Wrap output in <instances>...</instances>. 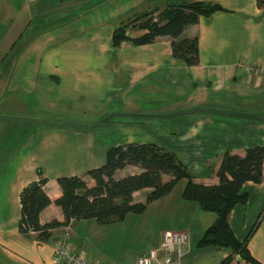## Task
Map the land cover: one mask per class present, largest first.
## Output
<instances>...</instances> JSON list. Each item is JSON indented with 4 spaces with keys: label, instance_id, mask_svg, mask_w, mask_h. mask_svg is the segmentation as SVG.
Returning a JSON list of instances; mask_svg holds the SVG:
<instances>
[{
    "label": "crops",
    "instance_id": "1",
    "mask_svg": "<svg viewBox=\"0 0 264 264\" xmlns=\"http://www.w3.org/2000/svg\"><path fill=\"white\" fill-rule=\"evenodd\" d=\"M21 2L19 5L14 0H0V40H14L5 57L0 55V264H54L56 243L66 232L71 248L86 254L93 264H135L140 256L159 246L167 231L188 233L192 245L184 255H174L173 264H223L232 255L229 250L196 248L217 215L184 200V189L174 190L150 204L144 214L129 215L123 221L109 225L72 222L68 228L53 232V239L59 238L57 242H41L37 234L27 237L20 233V193L38 180L37 172L41 170L48 180L45 192L55 201L61 195L59 178L78 176L92 183L86 173L104 165L109 148L150 144L126 140L106 147L98 138L97 123L91 122L97 119V101L104 97L114 101L122 93L123 105L129 104L127 85L138 89L130 101L135 108L122 109V121L116 126L128 131L133 127L130 125H146L170 141L186 127L189 152L201 148L204 158L196 161L177 149L167 148L178 151L182 162L192 170L202 168L203 172H197L200 179L196 182L200 184L219 183L217 171L225 153L244 154L248 148L264 147V77L256 73L264 69V10L258 7V0ZM187 2L214 3L226 9L201 17L183 34L185 38L199 39L198 66L189 67L175 59L169 37H160L151 45L125 42L119 49L113 48V34L120 26L142 14ZM145 33L129 28L127 35L138 38ZM24 38L31 43L15 54ZM56 39L59 42L51 43ZM35 45L39 57L32 62L28 54ZM115 52L123 58L116 54L117 61L111 63ZM119 68H132L133 74L117 93L111 87L119 77H113L108 70L113 74ZM55 86L59 89L54 96ZM71 91L75 92L72 97ZM111 92L116 94L108 95ZM159 97L163 101L157 102ZM149 101L163 105L140 107ZM131 115L143 116L147 122L138 119L137 124L127 123ZM140 172L129 166L117 172L115 178ZM151 191L137 192L135 202L145 203ZM242 192L248 194L249 201L234 208L230 225L240 242H248L251 255L264 264V217L251 234L259 214L264 212V184L249 182ZM149 216L154 219L152 242L139 255H133L128 250L130 232L144 239L145 219ZM53 221H64L62 209L54 204L41 214L43 225ZM229 264L248 263L236 255Z\"/></svg>",
    "mask_w": 264,
    "mask_h": 264
},
{
    "label": "trees",
    "instance_id": "2",
    "mask_svg": "<svg viewBox=\"0 0 264 264\" xmlns=\"http://www.w3.org/2000/svg\"><path fill=\"white\" fill-rule=\"evenodd\" d=\"M257 3L264 10V0ZM157 11L135 18L136 28L146 31L138 38L127 35L132 24L117 28L113 34V46L119 48L125 42L135 46L151 45L160 37H169L172 39L173 57L189 67H195L200 64L199 39L183 37L185 30L197 25L201 17L208 18L226 9L214 3L187 2ZM129 166L137 167L141 172L115 178L117 172ZM164 176L170 177V181L166 182ZM86 177L92 183L78 176L59 178L61 195L53 201L45 192L48 180L39 171L38 181L30 183L20 193V233L27 237L37 234L41 242H51L55 230L68 228L72 222L96 221L100 225H109L123 221L129 215L144 214L150 204L170 195L181 181L186 180L183 199L197 203L204 212L217 215L216 221L196 243V248L229 250L232 255L223 264H229L236 255L248 264H262L251 255L248 242L239 241L229 221L234 208L249 201L248 194L242 192L243 187L249 182L264 184L262 146L248 148L244 154L225 153L217 171V185L196 183L179 154L155 144L111 147L106 152L104 165L89 170ZM145 189L152 190L146 202L136 203L134 195ZM52 204L62 209L64 221L43 225L41 214ZM263 217L264 212L251 234L259 227Z\"/></svg>",
    "mask_w": 264,
    "mask_h": 264
},
{
    "label": "rangeland",
    "instance_id": "3",
    "mask_svg": "<svg viewBox=\"0 0 264 264\" xmlns=\"http://www.w3.org/2000/svg\"><path fill=\"white\" fill-rule=\"evenodd\" d=\"M14 1L17 2L19 5L22 3L21 0H14ZM16 8H17V6H16ZM134 21H135V19L130 21L129 23L126 22L127 24H132L131 27H129L130 29L132 27H134V29L136 28V23L134 24ZM12 41H14V40H11V39H2V40H0V52H1L0 55L2 57H5V54L8 52V50H10L9 48L11 47V42ZM46 41L47 40H43L42 42H46ZM29 42H30V40H28V42H27L26 38H24L23 40L19 41V44H18L19 46H17V48H15V50H14L15 54L17 53V51L20 54L23 51L22 50L23 49L22 46H26V43L28 44ZM39 42L40 41H37V44H39ZM42 42H40V43H42ZM53 42L57 43V42H59V40L58 39L51 40V43H53ZM36 46L37 45H35V47H31L30 50H29V54L28 55H30L29 57H31L32 62H37L38 61V57H39L38 52H39V50L36 48ZM113 48L115 50H117L120 47L119 48H115L113 46ZM114 54H113L114 55L113 56V61H112V59H110L111 63L112 62H116L117 61L116 58L118 56H119V58H123V55L117 54L116 52ZM31 55H33V56H31ZM111 71H113V70L109 69L108 73L111 74L113 77L114 76L119 77L118 79L114 80L115 87H111V88H114L115 90H113V91H117V93H119L120 90L124 89L126 87V85L128 84L127 82L129 81V78L133 74V69L132 68H127V70H121L119 68L117 71L114 70L113 74L110 73ZM258 76H260V75H258ZM33 78L35 79V76ZM132 87H133V85H132ZM25 89L29 90L31 88L29 87V88H25ZM58 89L59 88H56V86H55V89L53 90L54 96L58 94ZM64 90H65V88L63 89V91ZM125 91L128 92L125 96H129L132 99L134 97V95L137 93L138 89H137V87L130 88L129 85H127V87L125 88ZM110 94H116V93H114V92L108 93V95H110ZM74 95H75V92L71 91L70 96L72 97ZM122 95H124V94H122V93L117 94L116 99H114V101H113V99L109 100L106 97H104L103 101H97V103H98L97 119L91 120V122H96L97 123L98 138L100 139V141L104 145H106V147H111L116 142L125 143L126 140H129L130 142H133V143L155 144V145H157L159 147H162V148H165L167 150H169V149H171V150L172 149H177L179 152H181V153H183L185 155H190V157H192L196 161L198 159H199V161H201L204 158V155H203L204 151L201 150V148H198L197 150L189 152L190 151V150H188V149H190L189 146H188L189 143H188V141H186V134H185L186 127L185 128H181L180 135L178 137L174 138V140L172 139L171 141L170 140H166V138H164V136H162L161 134H155L154 131L152 130V128H150V127H148L146 125H139V126L138 125H130V126H133V127H129L128 131L118 128L116 126L117 122L118 121H122L119 118H121L122 115L124 114L122 112V109L129 108V110H130V109L135 108L134 104L132 105V103L130 102L131 99L129 100V104L128 105H125L126 103L123 105L122 101H124V97ZM132 95H133V97H132ZM146 97H145L146 99L150 98L148 96H146ZM163 99H164L163 97H159V98H157V102H161V101H163ZM135 104H136V101H135ZM162 105L163 104L150 103V101H149L148 104L140 105V107H142V109H150V108H155V107H158V106L160 107ZM132 114H135V113H132ZM137 117H139V118H137ZM138 119L142 120L143 123L147 122V120L144 119L143 116H136L135 117V115H131L130 119H128V121H126V122L130 123V124H137L138 121H139ZM10 121L14 122L16 120L10 119ZM136 126H138V127H136ZM178 151L173 150L172 152H175V153L178 154ZM184 165L187 167L191 177L193 178V180L195 182H196V180L200 179L199 176H198V175H200V173L198 174L197 172H203L202 168L197 167L196 169L193 168V170H192V168L187 166L185 163H184ZM39 171H41V170H38V172H37L38 179H39ZM43 176H44V174H43ZM170 179H171L170 177H165L164 176V180L166 182L170 181ZM196 183L200 184L202 182H196ZM186 184H187L186 180L181 181L178 184V186H177V188L175 190L182 191L185 188ZM262 214L263 213L259 214V218L262 216ZM259 218H257V219H259ZM145 220L147 221V231H146V233H144L145 234L144 239L142 237H138L141 234L137 235V234H134L133 231L130 232L131 238H130V244H128V250L130 249L131 250L130 251L131 254L134 253L133 255L138 253V254H136V256L139 255V253H140V251L142 249L144 250V248L148 247L149 244L152 242L151 241V234H152L151 226L154 225V219L149 216ZM130 224H133V225L136 226V224H134L132 221H131ZM159 224H163L162 221L159 220ZM148 226H149V228H148ZM156 228H157V224L155 225V229ZM149 234H150V236L147 237V235H149ZM66 235H67V239L69 240V233L66 232ZM191 247H192V245H190V249H191Z\"/></svg>",
    "mask_w": 264,
    "mask_h": 264
},
{
    "label": "built area",
    "instance_id": "4",
    "mask_svg": "<svg viewBox=\"0 0 264 264\" xmlns=\"http://www.w3.org/2000/svg\"><path fill=\"white\" fill-rule=\"evenodd\" d=\"M256 73L264 76V69L257 70ZM190 245L188 233L182 231L164 232L159 246L140 256L135 264H173V256L184 255V250H189ZM53 261L54 264H93L86 254L76 253L71 248L66 234L56 243Z\"/></svg>",
    "mask_w": 264,
    "mask_h": 264
},
{
    "label": "water",
    "instance_id": "5",
    "mask_svg": "<svg viewBox=\"0 0 264 264\" xmlns=\"http://www.w3.org/2000/svg\"><path fill=\"white\" fill-rule=\"evenodd\" d=\"M57 241H59V238H54L53 239V242H57Z\"/></svg>",
    "mask_w": 264,
    "mask_h": 264
}]
</instances>
